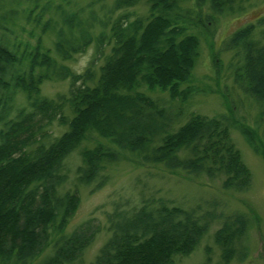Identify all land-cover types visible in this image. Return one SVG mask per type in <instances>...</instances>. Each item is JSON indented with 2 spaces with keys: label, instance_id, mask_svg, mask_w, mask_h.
Instances as JSON below:
<instances>
[{
  "label": "trees",
  "instance_id": "trees-1",
  "mask_svg": "<svg viewBox=\"0 0 264 264\" xmlns=\"http://www.w3.org/2000/svg\"><path fill=\"white\" fill-rule=\"evenodd\" d=\"M70 1L0 0V264H76L102 227L108 235L90 264H174L215 219H221L213 232L221 249L218 264L227 263L246 229L242 213L201 211L200 204L186 208L141 194L132 205L113 200L105 225L87 218L69 232L65 228L79 201L78 187H102L109 180L104 168L121 157L169 174L221 175L226 190L249 187L251 172L227 115L191 110L175 126L182 112L146 91H167L180 106L189 100L201 35L214 36L218 16L232 10L235 0H112L111 7L104 3L105 20L94 15L101 0H91L84 2L86 21L82 8L65 10ZM138 4L146 5L145 13L109 16ZM50 5L62 14L58 19L46 17ZM94 21L108 32L95 35L86 65L75 70L58 62L85 51ZM51 31L55 37L48 44ZM227 41L241 43L243 52L233 80L250 95H264V14L234 27L223 47ZM53 78L67 79L66 90L43 94V82ZM19 95L25 102L16 105ZM235 125L249 136L247 126ZM77 147L80 162L72 172L66 162ZM69 177L79 185L62 188ZM211 262L206 255L201 264Z\"/></svg>",
  "mask_w": 264,
  "mask_h": 264
},
{
  "label": "rangeland",
  "instance_id": "rangeland-1",
  "mask_svg": "<svg viewBox=\"0 0 264 264\" xmlns=\"http://www.w3.org/2000/svg\"><path fill=\"white\" fill-rule=\"evenodd\" d=\"M84 2L90 3L91 0H71L69 5L63 7L65 10L78 8L81 10L82 8L80 14L86 21L87 7L84 6L86 4ZM104 3H107L109 7L112 6V0H101L95 3L98 11L96 9L94 15L102 20H105L109 14V8ZM127 10L135 14L145 13L146 5L122 7L112 11L109 16L113 18L119 12ZM261 14H264V0H235L232 10L225 11L218 16L214 36L201 35L199 55L192 69L190 81L194 90L189 100L183 102L181 106L178 101H171L168 98L167 91L146 90L161 98L162 103L169 109H173V112H182L175 126L184 121L187 118V113L191 110L208 115H227L233 122L230 125L231 137L251 172L249 187L243 190H226L220 186L221 175L208 177L205 174H200L195 177L169 174L159 168V165L142 167V165L133 164L126 157H121L117 161L109 162L104 168L109 175V180L102 187L93 190L90 185L78 187L79 201L65 228L66 232L77 228L87 218H91L92 224L105 225L106 213L113 206V200L121 199L122 203L132 205L139 201L141 194L145 196L152 194L167 197L172 203L186 208L200 204L201 211L210 207L217 213L226 215L242 213L247 219L246 229L236 244L235 253L225 264H264V95H250L233 80L236 67L243 61L241 43L240 45L230 44L227 41L226 46L223 47L224 39L234 27L245 21L254 20ZM48 15L55 20L62 14L58 8L50 5L46 17ZM25 25L29 29L30 25ZM17 28L19 29V27ZM107 28L108 26L94 21L92 27H89L93 36L92 41L85 51L76 53L72 58L66 60L57 57V61L64 62L75 70H81L94 54L95 35L101 29L108 32ZM259 30L260 27L257 26L252 35L256 37ZM54 37V31L45 35L48 44L52 43ZM100 61L101 59L97 62L100 63ZM67 86V79H47L43 82L41 91L48 96H55L57 93L65 91ZM24 99L23 95H19L16 105L24 104ZM235 124L247 126L250 129L249 136L239 130ZM53 128L55 133L60 130L58 125ZM92 136L94 135L92 134ZM85 140L79 146H83L86 143ZM78 147L72 153L76 152ZM78 162H80V155L74 153L69 156L66 167H70L73 172ZM68 181L62 184V188L66 184V186L79 185L73 183L76 182L73 177L72 181L70 177ZM220 224L221 219L213 220L209 230L195 248L188 254L177 255L174 264H201L206 255H211V264L222 262L220 246L213 238V232ZM107 235L108 231L102 227L76 264H90Z\"/></svg>",
  "mask_w": 264,
  "mask_h": 264
}]
</instances>
